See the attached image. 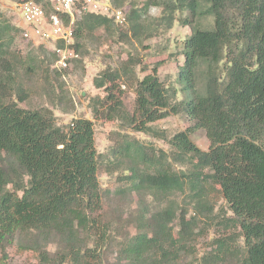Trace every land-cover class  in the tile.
Listing matches in <instances>:
<instances>
[{
	"label": "trees",
	"instance_id": "obj_1",
	"mask_svg": "<svg viewBox=\"0 0 264 264\" xmlns=\"http://www.w3.org/2000/svg\"><path fill=\"white\" fill-rule=\"evenodd\" d=\"M36 1L48 15L55 13L51 0ZM115 3L126 6V0ZM162 4V21L171 27L178 19L191 29L183 39L184 61L175 84L161 78L160 63L142 78L128 74L132 61L125 73L106 69L94 77L95 86L106 91L104 98H96L94 111L119 120L124 130L162 138L168 137L155 122L171 115L187 117L190 125L168 140L174 155L116 130L106 162L128 172L122 178L128 183L123 193L140 198L149 194L161 203L189 191L195 210L220 226L210 249L199 259L191 258L198 213L187 218L186 211L177 214L171 205L151 214L138 212L134 233L124 232L120 239L112 235L113 224L103 216L107 196L99 177L101 154L94 122L74 118L62 127L51 111L23 108L10 99L15 73L9 56L19 28L1 12L0 246L20 237L22 248L39 251V264H105L114 242L118 264H264V0ZM127 8V22L143 16V9ZM178 12L185 15L177 17ZM58 14L69 24L68 14ZM209 16L213 20L207 27L202 19ZM114 26L107 15L77 12L72 40L66 44L58 39L55 45L76 53L95 28L110 32ZM53 58H58L55 50ZM34 62L27 72L34 71ZM118 81L135 88L132 110L115 94ZM60 88L64 90L62 84ZM199 129L210 141L207 151L191 138ZM199 153L204 161H196ZM176 163L189 168H178ZM214 188L231 215L226 211L216 213L217 218L213 215L215 205L208 193ZM52 244L58 247L53 253ZM6 257L0 258V264H13Z\"/></svg>",
	"mask_w": 264,
	"mask_h": 264
},
{
	"label": "rangeland",
	"instance_id": "obj_2",
	"mask_svg": "<svg viewBox=\"0 0 264 264\" xmlns=\"http://www.w3.org/2000/svg\"><path fill=\"white\" fill-rule=\"evenodd\" d=\"M22 1L0 0L1 15L19 28L14 36L9 56L14 63L13 72L15 73L14 89L10 99L18 101L23 108H42L51 111L62 127H67L74 118L83 117L94 122L96 146L101 154L99 177L107 196L104 199L103 216L106 221L113 224L112 235L120 239L124 232L134 233L136 229L133 219L142 210L151 214L156 209L171 205L176 209L177 214L184 210L187 212V218L195 215L197 212L195 202L189 196V191L177 192L168 199L162 200L161 203L156 202L149 194L140 198L138 194L123 193L128 183L122 178L128 172L123 166L111 168L106 162L114 141L113 131L116 130L132 134L144 144L154 145L174 155L175 149L168 140L190 125L187 117L183 114L171 115L155 122L153 125L159 130H164L168 137L162 138L158 135L131 131L128 128L124 130L120 127L119 120L97 116L94 111L96 98L106 96L104 89L95 86L94 77L106 69L125 73V68L129 67L132 61L134 63L127 69L128 74L142 78L151 73L160 63L158 73L161 78L167 84H175L178 68L184 61L180 55L183 39L191 33L190 26L182 24L178 19L171 27L162 21L161 17L164 13L162 3L166 0H126V7L135 6L143 9V16L121 26L114 21L115 26L110 32H106L101 27L95 28L81 41L76 51V59L72 60L68 67H62L58 64V58H53L55 40L29 38L24 35L28 25L21 13ZM147 2L151 4L146 9ZM155 2L160 4H153ZM181 15L184 16L185 13H177V17ZM212 20L211 16L203 18L202 24L210 27ZM33 60L35 61L34 71L27 72L26 68L30 62L32 64ZM6 69H11L10 64L6 66ZM61 84L64 86L63 91L60 88ZM134 89L122 81L120 88L115 90V94L130 110L134 107L136 96ZM21 96H24L23 100ZM191 138L202 151L209 149L210 141L203 129L197 130ZM197 158L196 161H204L203 157L200 158V153ZM176 164L178 168L185 170L189 168L186 163ZM208 195L215 205L213 214L215 217H219L216 213L222 212L221 215H225V211L227 215H231L228 204L218 190L211 189ZM196 216H199V222L192 240L194 244L192 250H194L191 258L194 260L199 259L210 249L212 240L220 233V230L218 231L220 226L214 220L199 213ZM174 224L178 229V219ZM19 239L20 237L14 241H8L5 246H0V258L7 256V261L13 264H39L41 262L39 251L22 248ZM116 249V242H114L107 251L105 264H118ZM56 250L58 247L52 244L50 251L53 253Z\"/></svg>",
	"mask_w": 264,
	"mask_h": 264
},
{
	"label": "built area",
	"instance_id": "obj_3",
	"mask_svg": "<svg viewBox=\"0 0 264 264\" xmlns=\"http://www.w3.org/2000/svg\"><path fill=\"white\" fill-rule=\"evenodd\" d=\"M51 6L55 13L48 15L43 4L36 0L22 1L21 13L28 25L24 32L26 37H39L55 41L64 39L66 44H69L74 33L73 25L77 12L107 15L120 25L127 22L128 8L117 5L115 0H51ZM58 13L68 14L71 17L69 24H66ZM54 50L57 53L58 64L62 67H68L69 59L77 56L68 46L55 45Z\"/></svg>",
	"mask_w": 264,
	"mask_h": 264
}]
</instances>
